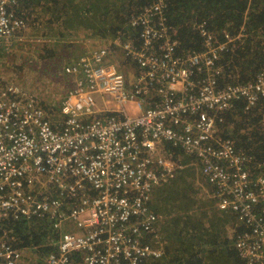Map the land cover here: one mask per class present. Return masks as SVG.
<instances>
[{
    "label": "built area",
    "instance_id": "obj_1",
    "mask_svg": "<svg viewBox=\"0 0 264 264\" xmlns=\"http://www.w3.org/2000/svg\"><path fill=\"white\" fill-rule=\"evenodd\" d=\"M20 1L0 0V51L25 26ZM163 8L157 0L131 18L136 39H113L135 67L130 85L107 46L64 67L71 81L59 121L31 91L0 78V219H54L53 250L39 264H163L162 244L149 242L159 220L149 203L187 165L175 149L193 158L188 164L220 208L256 221L260 232L244 233L237 248L249 263H264V219L253 211L264 201V176L250 174L243 151L217 125L234 101L248 109L264 95V72L255 82L219 83L222 44L201 22L206 49L180 52ZM21 248L0 237V264H20Z\"/></svg>",
    "mask_w": 264,
    "mask_h": 264
},
{
    "label": "trees",
    "instance_id": "obj_2",
    "mask_svg": "<svg viewBox=\"0 0 264 264\" xmlns=\"http://www.w3.org/2000/svg\"><path fill=\"white\" fill-rule=\"evenodd\" d=\"M155 1L21 0L17 14L24 19L25 26L18 30L14 39L18 40L19 33L26 29L31 34L51 39L43 56H52L53 46L59 44L57 41L68 38L108 43L113 49L116 47L112 44L113 39L119 35L136 39V30L130 25L131 18ZM162 1L166 22L175 29L173 38L180 52L206 49L197 28L201 22L222 44L214 63L215 67L223 68L219 83L255 82L257 75L264 72V0ZM187 3L206 9L199 11V17L193 23L183 24L181 6ZM15 69L19 70L18 67ZM221 116L222 120L217 122L221 134L233 140L236 149L243 151L248 159L246 167L251 168L253 177L261 173L264 176V95L248 109L244 108V100L234 101L232 108ZM174 153L183 164L190 163L191 157L180 150L175 149ZM195 171L190 164L180 168L169 183L152 192L149 206L163 216L154 231L148 234L150 243L154 244L157 239L165 249L157 261L163 264H260L257 259L249 263V257H244L237 248L244 233L252 239L256 232H260L256 221L239 210L220 208L218 202L214 205L217 196L203 199L192 179ZM199 174L211 188L200 170ZM253 211L256 218L262 216L264 219V201ZM16 218L0 219V234L7 230V243L15 247L39 246L37 251L41 256L53 250L52 240L57 235L54 219ZM62 230H66L65 224ZM260 250L262 247L254 249V253L258 254Z\"/></svg>",
    "mask_w": 264,
    "mask_h": 264
},
{
    "label": "rangeland",
    "instance_id": "obj_3",
    "mask_svg": "<svg viewBox=\"0 0 264 264\" xmlns=\"http://www.w3.org/2000/svg\"><path fill=\"white\" fill-rule=\"evenodd\" d=\"M181 7H183L181 11L184 14L183 24L193 23L195 18L199 17V11L206 9L205 7L201 9V7L195 3H187ZM208 8L210 12L211 8L209 6ZM211 15L214 16L213 13H211ZM19 34L18 40H14L10 47L13 49L11 51L2 52L0 56V60L2 61V66H0V78L3 83H16L29 89V91L40 99L44 107L50 108L52 119L59 121L61 120L59 106L61 105L62 99L71 81L70 75L64 73V67L77 59V55H82L94 46L104 43H91V40H84L81 38L59 39L57 41L59 44L53 46L54 51L52 56H43L45 55V48L49 46L48 43L51 42V39L41 38L36 34H31L30 30L27 29L21 31ZM104 45L110 49L113 60L117 63L119 70L125 76L127 84L130 85L131 82L134 81V65L125 57L119 46L111 49L108 43ZM11 52L12 55H10ZM16 67H18L19 70L15 69ZM124 108L130 115L136 112V108L133 104H127ZM189 161L191 162V158ZM174 176L175 174L173 178ZM192 179L195 181V186L203 199L214 197L210 193L211 188H209L208 184L200 177L197 169ZM162 185H165V183ZM217 202L218 201H215L214 205H216ZM157 215L159 217L158 221H160L163 216ZM6 235L7 233L4 235L0 234V237L8 241ZM39 248V246L22 247V260L20 264H39L44 257L37 251Z\"/></svg>",
    "mask_w": 264,
    "mask_h": 264
},
{
    "label": "crops",
    "instance_id": "obj_4",
    "mask_svg": "<svg viewBox=\"0 0 264 264\" xmlns=\"http://www.w3.org/2000/svg\"><path fill=\"white\" fill-rule=\"evenodd\" d=\"M15 39L13 38V41H14ZM13 48H11V49H9V50H6V51H11ZM5 50H1L0 51V55H2V52H6ZM0 59H1V57H0ZM1 63H2V61L0 60V66H2L1 65Z\"/></svg>",
    "mask_w": 264,
    "mask_h": 264
}]
</instances>
